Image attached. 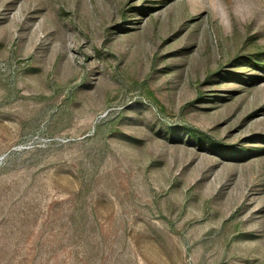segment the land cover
Instances as JSON below:
<instances>
[{"label":"rangeland","instance_id":"rangeland-1","mask_svg":"<svg viewBox=\"0 0 264 264\" xmlns=\"http://www.w3.org/2000/svg\"><path fill=\"white\" fill-rule=\"evenodd\" d=\"M0 264H264V0H0Z\"/></svg>","mask_w":264,"mask_h":264}]
</instances>
